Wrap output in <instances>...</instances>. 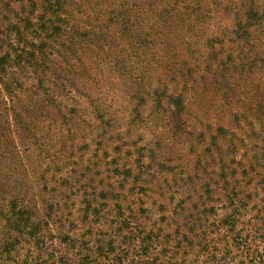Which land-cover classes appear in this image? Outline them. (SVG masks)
<instances>
[{
  "label": "rangeland",
  "instance_id": "rangeland-1",
  "mask_svg": "<svg viewBox=\"0 0 264 264\" xmlns=\"http://www.w3.org/2000/svg\"><path fill=\"white\" fill-rule=\"evenodd\" d=\"M0 264H264V0H0Z\"/></svg>",
  "mask_w": 264,
  "mask_h": 264
}]
</instances>
